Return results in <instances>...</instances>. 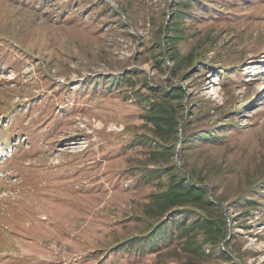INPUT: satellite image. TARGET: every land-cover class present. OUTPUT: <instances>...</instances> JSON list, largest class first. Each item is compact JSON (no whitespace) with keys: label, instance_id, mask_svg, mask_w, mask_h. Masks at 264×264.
<instances>
[{"label":"rangeland","instance_id":"obj_1","mask_svg":"<svg viewBox=\"0 0 264 264\" xmlns=\"http://www.w3.org/2000/svg\"><path fill=\"white\" fill-rule=\"evenodd\" d=\"M183 1L0 0V264H264V0ZM145 83L184 90L170 152ZM169 170L225 235L129 246Z\"/></svg>","mask_w":264,"mask_h":264},{"label":"trees","instance_id":"obj_2","mask_svg":"<svg viewBox=\"0 0 264 264\" xmlns=\"http://www.w3.org/2000/svg\"><path fill=\"white\" fill-rule=\"evenodd\" d=\"M177 1L184 2L183 0ZM181 6L184 7L183 4ZM174 11H180V8H176ZM174 21L176 20H171V26L167 28V33L171 34L166 38L172 37L170 43L176 42L179 33L178 26L176 23H173ZM173 28H175V32H172ZM210 65V63L206 64L207 68L211 70ZM131 74L132 73H127L130 77ZM133 84L136 85L134 82ZM145 85H147V83L140 85V87H137L136 90H134V94L139 102L141 101L148 104V108L144 110L142 119L147 125H149L151 131L154 132L158 139L163 141L162 146L164 147L165 152H170L169 149L171 148V143H168L166 140L176 132V126L178 124L177 108L182 106V101L185 97L184 90L181 86L176 85L169 88H161V94L157 95L156 90ZM210 134L211 132L198 133L199 136L205 139L209 138ZM183 142L185 141L183 140ZM173 174L174 173L169 170L170 179L167 182L165 189L157 196L158 202L156 205L158 206V210L149 214L156 215V218L153 221L148 222L150 226L144 233L131 237L126 241V244L129 246L131 244L136 246H146L147 249H150L149 251H152L157 245H159V243H161V241H164L165 243H168L173 239H176L175 241H181L180 238L183 235H187L189 231L191 233L197 232V230H201L204 234V238L206 237L207 241L210 243L213 242L215 238H220L221 235H225V224H222L220 221L221 215L213 216L212 214L213 210L221 211L220 207L215 206L211 202L210 198L206 195V188L204 186H194V181L188 182L185 180L184 174L181 172L179 177H175ZM149 176L152 178L157 177V170L154 169L150 171ZM262 183L264 184V180H262ZM155 194L153 193L152 195ZM161 206L163 207L162 211L159 210ZM173 208L181 209V211L173 216L170 214L169 216H166L167 214L165 213H168V211ZM192 209L197 210L198 216L192 221L187 222V214ZM200 214L203 215V218H200ZM183 241L184 245H186L188 237ZM198 243L203 245L202 242ZM196 247L197 244L191 246L189 249L195 251Z\"/></svg>","mask_w":264,"mask_h":264},{"label":"bare ground","instance_id":"obj_3","mask_svg":"<svg viewBox=\"0 0 264 264\" xmlns=\"http://www.w3.org/2000/svg\"><path fill=\"white\" fill-rule=\"evenodd\" d=\"M210 94V93H209Z\"/></svg>","mask_w":264,"mask_h":264}]
</instances>
